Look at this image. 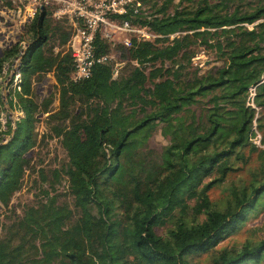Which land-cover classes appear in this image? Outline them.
I'll return each mask as SVG.
<instances>
[{
	"label": "trees",
	"instance_id": "16d2710c",
	"mask_svg": "<svg viewBox=\"0 0 264 264\" xmlns=\"http://www.w3.org/2000/svg\"><path fill=\"white\" fill-rule=\"evenodd\" d=\"M174 1L162 0L153 12L130 7L120 15L158 36L133 38L123 47L129 60L117 76L108 59L89 77L73 80L71 53L54 50L57 41L67 43L71 29L46 7L27 26L32 41L16 89L25 115L0 144V202L8 205L22 186L27 152L37 142L33 79L52 70L59 106L47 123L51 135L62 136L68 161L52 170L51 185L64 172L72 200L46 191L45 200L27 205L13 221L0 219V264H189V255L206 252H212L208 264H245L262 256L264 239L241 248L218 245L264 195V177L234 186L224 206L213 203L209 190L237 169L235 161L248 163L255 151L264 159L253 140L255 126L264 139V20L253 28L245 24L264 19V0L251 11L231 12L207 4L169 11ZM98 43V53L112 49ZM200 45L215 48L224 65L187 69ZM19 51L17 43L0 56V73ZM52 101L42 102L45 111ZM159 125L171 141L161 152L146 151L143 141ZM41 175L48 179L44 170ZM190 198L196 199L194 211L205 214L196 223L184 218ZM177 212L168 234L160 233L158 226Z\"/></svg>",
	"mask_w": 264,
	"mask_h": 264
},
{
	"label": "rangeland",
	"instance_id": "374dc122",
	"mask_svg": "<svg viewBox=\"0 0 264 264\" xmlns=\"http://www.w3.org/2000/svg\"><path fill=\"white\" fill-rule=\"evenodd\" d=\"M162 0H145L143 5L147 11H155ZM263 0H175L169 11H174V8L180 4V8H197L199 5H211L215 9L222 12L234 11L236 8L243 10H253ZM156 3V4H154ZM5 4V3H4ZM2 4H0V9ZM51 18L54 21L57 19ZM264 20L258 19L254 23H245L249 28H253L256 23ZM68 24L66 21L62 22ZM26 23L23 27L18 24V21L11 19L5 13L0 16V37H3L0 43V56L5 51L11 49L15 44L20 43V51L17 55L11 56L5 61L2 72L0 73V106L2 108L0 117V144L8 142L14 133L17 121L20 120L25 112L20 106L19 98L16 89H20L19 85L22 77L20 64L23 53L29 47L32 37L27 31ZM69 26V25H68ZM179 32L171 34L173 37ZM67 44V43H66ZM66 44H60L58 41L54 46L55 52L64 51ZM126 46L118 45L111 49V60L114 61V75L117 76L121 68L129 60L122 55L121 49ZM225 59L217 52L215 48H207L200 45L195 56L192 57V63L187 64V69L193 70L199 67L201 72L209 69L216 70L223 66ZM34 98L39 103L36 113L35 132L37 137L36 144L31 147L27 156L30 158V164L26 168L23 175V183L20 189L15 191L8 205L0 202V219L2 223L13 221L15 217L23 213L27 205L45 200L47 197L46 191L51 194L59 193L61 199L72 200V196L68 194V178L62 172V178L51 185L53 181L52 170L61 168L68 161L67 151L61 143L62 136H54L50 134V128L47 123L50 112L56 110L59 106V89L54 71H48L41 75L34 76L33 79ZM254 87H251V98L254 96ZM48 97H52L53 101L49 105V111H45L42 102ZM206 100V98H204ZM130 104V101L128 102ZM198 106V105H197ZM186 114V113H185ZM9 119L11 121H9ZM257 135L253 140L257 145L264 149L263 134L255 126ZM170 136L166 135L161 125L153 129L147 139L143 141L146 144L145 150L152 149L153 151L161 152L163 147L170 143ZM259 151L252 153L248 163L235 161L237 169L232 170L226 178L215 182L209 190V195L217 206H224L231 198L232 189L234 186H243L252 182H257L264 177V159L258 154ZM95 168L91 167L93 171ZM48 175V179H43L41 172ZM210 177L206 178V181ZM54 187V188H53ZM195 198H190L188 202L190 206L184 213V218L189 223L201 221L204 213H196L193 209L196 201ZM180 213L172 217L167 224L159 225L158 230L162 234H168V230L175 225ZM4 224L0 226V232L4 231ZM264 239V195L259 199L255 208H253L248 217L241 223L240 227L219 245V248H241L245 243H254ZM212 252H206L198 255H189V264H208L211 260ZM105 264H110L106 259ZM245 264H264V252L258 260H250Z\"/></svg>",
	"mask_w": 264,
	"mask_h": 264
},
{
	"label": "built area",
	"instance_id": "2783aa9c",
	"mask_svg": "<svg viewBox=\"0 0 264 264\" xmlns=\"http://www.w3.org/2000/svg\"><path fill=\"white\" fill-rule=\"evenodd\" d=\"M0 4V16L7 13L22 27L42 11V5L50 16L68 23L71 36L63 52H70L74 59L73 80L89 77L96 63L111 59V50L98 53L99 40L112 48L130 47L133 38L146 40L158 36L148 25L120 16L130 7L135 13L143 10V0H0ZM3 40L0 37V43Z\"/></svg>",
	"mask_w": 264,
	"mask_h": 264
},
{
	"label": "water",
	"instance_id": "95a60500",
	"mask_svg": "<svg viewBox=\"0 0 264 264\" xmlns=\"http://www.w3.org/2000/svg\"><path fill=\"white\" fill-rule=\"evenodd\" d=\"M41 9H42V11L44 10V6L43 5L41 6Z\"/></svg>",
	"mask_w": 264,
	"mask_h": 264
}]
</instances>
